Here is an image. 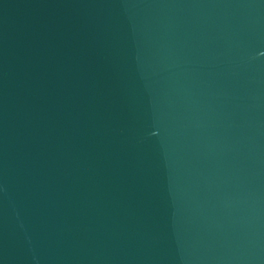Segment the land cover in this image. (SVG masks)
Here are the masks:
<instances>
[{"label": "water", "instance_id": "1", "mask_svg": "<svg viewBox=\"0 0 264 264\" xmlns=\"http://www.w3.org/2000/svg\"><path fill=\"white\" fill-rule=\"evenodd\" d=\"M0 264H264V0H0Z\"/></svg>", "mask_w": 264, "mask_h": 264}]
</instances>
